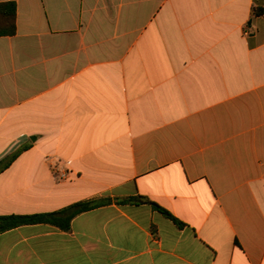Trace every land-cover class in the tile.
Segmentation results:
<instances>
[{
    "label": "crops",
    "instance_id": "1",
    "mask_svg": "<svg viewBox=\"0 0 264 264\" xmlns=\"http://www.w3.org/2000/svg\"><path fill=\"white\" fill-rule=\"evenodd\" d=\"M85 200L0 264H264V0H0V217Z\"/></svg>",
    "mask_w": 264,
    "mask_h": 264
},
{
    "label": "trees",
    "instance_id": "2",
    "mask_svg": "<svg viewBox=\"0 0 264 264\" xmlns=\"http://www.w3.org/2000/svg\"><path fill=\"white\" fill-rule=\"evenodd\" d=\"M13 6L12 11V26L11 32L15 31V4L11 3ZM263 9L258 10V14L262 13ZM142 198H129L126 200H121L119 203H142ZM111 203V200L108 201H97V200H85L75 203L59 212L48 213V214H34V215H10V216H1L0 217V233L10 230L12 228L25 225V224H35L40 222H51L56 223L62 226L65 229L69 228L70 221L76 216L98 208L100 206ZM152 205L166 215L168 218L172 219L175 222H178L175 217H173L167 210L161 208L157 204L152 203ZM180 223V222H178Z\"/></svg>",
    "mask_w": 264,
    "mask_h": 264
},
{
    "label": "built area",
    "instance_id": "3",
    "mask_svg": "<svg viewBox=\"0 0 264 264\" xmlns=\"http://www.w3.org/2000/svg\"><path fill=\"white\" fill-rule=\"evenodd\" d=\"M53 170L57 174V176H60V178H66L67 172L62 164L56 163Z\"/></svg>",
    "mask_w": 264,
    "mask_h": 264
}]
</instances>
